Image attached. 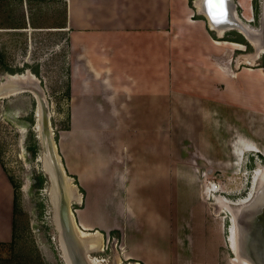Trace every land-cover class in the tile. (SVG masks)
I'll use <instances>...</instances> for the list:
<instances>
[{
    "label": "crops",
    "instance_id": "0c3cea01",
    "mask_svg": "<svg viewBox=\"0 0 264 264\" xmlns=\"http://www.w3.org/2000/svg\"><path fill=\"white\" fill-rule=\"evenodd\" d=\"M34 3L0 0V14L23 4L26 22L0 24V45L3 33H25L33 48L39 34L52 32L56 50L68 46V128L57 147L83 190L74 224L107 242L119 236L127 261L194 264L201 201L192 191L203 180L181 161L188 136L201 158L221 155L215 125L237 119L242 108L256 113L264 73L251 80L233 69L227 79L220 66L227 41L193 19L189 0H62L53 26L37 24ZM179 12L187 19L176 21ZM250 146L244 150L256 152ZM15 218L14 187L0 160V243L13 242Z\"/></svg>",
    "mask_w": 264,
    "mask_h": 264
},
{
    "label": "rangeland",
    "instance_id": "374dc122",
    "mask_svg": "<svg viewBox=\"0 0 264 264\" xmlns=\"http://www.w3.org/2000/svg\"><path fill=\"white\" fill-rule=\"evenodd\" d=\"M56 1L35 0L34 6L37 9L35 16L39 15L38 25L53 26L62 20V0L59 4L60 15L57 13ZM178 2L181 6L182 0ZM196 2L197 0H191L189 3L193 19H202L211 28L208 17L199 13ZM263 7L264 0L230 1L231 17L243 26L256 31L262 26ZM11 10L13 13L0 14V24L26 25L23 4ZM174 16L176 21L180 22L187 19V14L182 12ZM177 31L180 34L183 32L182 29H175V32ZM219 32L212 31V34L219 38L218 40L227 39L230 40L229 42H238V44L241 42L243 45L240 49L233 48L232 45L222 46L226 56L224 60H220V66L227 79L233 69L237 72L241 71L243 75H250L251 80L257 79L264 73V54L257 51L251 39L237 29H228L221 34ZM1 39L0 84L9 81V77L12 76L5 70L6 68L19 75L32 73L35 81L30 80L26 84L29 87L33 84L34 87L38 86L39 88L35 89L48 102L54 132L53 139L57 143L59 132L68 128L69 51L67 44L59 51L56 50L58 39L52 32L39 34L33 48L29 46L25 33H3ZM33 92L23 90L0 99V160L9 177L18 186L15 237L10 244L0 243V264H68L61 245L62 235L60 236L56 225L57 211L53 206L51 195L52 182L45 172L46 158L41 143V133L38 130L40 119L36 116L39 105ZM241 98L240 101L246 103L245 96L242 95ZM257 98L256 113L253 111L250 115L248 110L242 108L243 113L237 119H226L215 125V130L219 132V137L222 139L221 155L201 158L193 148L195 145L191 140L194 136L192 134L188 136L191 141L188 144L191 147L187 145V151H189L186 158L181 161L183 160V163L191 168L200 170L201 173H198V176L203 180L201 189L194 188L193 191L190 189L201 201L198 216L193 222L194 264H233L234 254L227 242L230 220L234 211L232 203L256 197V188L259 186L256 173L264 170V93L261 94L260 100V89L257 92ZM246 111H248L247 115H245ZM249 119H251V126L246 124L250 121ZM248 145H251L250 148H254L256 152L244 150V146ZM37 146L38 153L34 156L29 148L34 149ZM241 153L242 159L239 156ZM207 167H209V173L204 174ZM65 174L72 178L67 172ZM42 175L46 178V183L44 188H39L38 183ZM72 183L80 192L74 178ZM210 184L221 187L220 196L231 204L225 207L218 206L213 197L207 193L206 187ZM76 203L73 202L71 205L74 214L79 208ZM182 225V229L184 227L189 230L187 225L191 227V221L184 220ZM113 236L117 238L115 243L112 239L107 242L105 237L103 251L91 252L92 256L103 260L101 264L135 263L125 259L118 241L119 236L115 234Z\"/></svg>",
    "mask_w": 264,
    "mask_h": 264
},
{
    "label": "water",
    "instance_id": "95a60500",
    "mask_svg": "<svg viewBox=\"0 0 264 264\" xmlns=\"http://www.w3.org/2000/svg\"><path fill=\"white\" fill-rule=\"evenodd\" d=\"M231 0H206V9L208 14L211 16L212 20H209V23H213L215 26L220 25L222 27L229 19L228 6ZM233 18V17H232ZM237 27L244 31L246 35L258 46L256 49L259 51H264V7H263V16H262V26L260 30H251L243 26L239 21L236 20ZM19 74H14L11 77L15 78ZM24 86V88H19L16 91V94L20 91H35L33 92L38 100V112L41 111L42 117L40 121V133H41V143L44 150L45 158L50 162L53 167V173L58 177V183L61 187L60 194V205L59 212L61 217V226L60 235H63L64 240H66V245L68 250L73 258V264H90L88 261L87 249L83 245V239L78 235L77 230L70 221V212L69 208L73 204L71 196L67 195L64 190V185L67 183V175L61 163V158L58 153L57 143L53 139V128L51 124V119L48 111V102L46 99L38 92L33 85ZM4 98L3 95H0V99ZM40 139V137H39ZM60 162V163H59ZM59 164V165H58ZM61 166V167H59ZM61 168V169H60ZM46 174L53 184H56L53 181L51 176L52 171L46 168ZM56 181V180H55ZM260 194V193H259ZM258 194V195H259ZM258 198V196H256ZM249 198L247 200H239L233 204L235 209V216L237 225L241 228V233L238 231V234H242L241 244L238 247L237 255L239 253V258L244 261L247 260L251 264H264V208L257 209V198ZM72 216L74 213L72 211ZM75 221V220H74ZM75 226L80 232L83 231L79 225L75 222Z\"/></svg>",
    "mask_w": 264,
    "mask_h": 264
},
{
    "label": "bare ground",
    "instance_id": "6f19581e",
    "mask_svg": "<svg viewBox=\"0 0 264 264\" xmlns=\"http://www.w3.org/2000/svg\"><path fill=\"white\" fill-rule=\"evenodd\" d=\"M205 3H206V0H197L196 5H197V7L199 9V12L202 15L203 14H204V16L206 15L209 20H212L211 16L208 14V11L206 9ZM228 11H229V19H228V21L225 24H223L222 27L220 25H218V27H217V25L215 26L213 23H211L210 24L211 28L220 31L219 34L223 33V31H227L228 29H237L240 32H242L248 39H250L248 37V35H246L244 33L243 30H241L239 27H237L238 24H236V20L231 17L230 4L228 6ZM252 43L254 44V46L256 48L258 47L256 45V43H254L253 41H252ZM226 45H232L233 47H240V48L243 47V45H241V44H236V43L230 44V42H226ZM257 51H259V50H257ZM259 52H262V54H264V51H259ZM255 56H257V55H255ZM252 60H254V59H252ZM34 79H35L34 76L31 75V73H28V72L26 74H24V75H18L15 78L9 77V81H7V82H5L3 84H0V95H3V97H9L11 95H15L16 91L19 90L20 87L24 88V86H26V87L29 86L26 83L28 81H30V80H32V82H33ZM33 86H34V84H33ZM36 87H38V86H36ZM36 87H34V88H36ZM30 88H32V87H30ZM37 115L39 116V119H40L39 121H41V117H42L41 111H39V113ZM38 130L40 131L41 127ZM46 168L50 169L52 171L51 176L53 178V181L56 183V184H53L54 187L52 188L51 195H52V199H53V206H54V208H56V211H57V214H55L56 222H57L56 225H57V228L59 229V232H60L61 229H62L61 217H60V212H59L60 211L59 210V205H60L61 187H60V185L58 183V177H56L55 174L53 173L54 172L53 169H52L53 167L51 166L50 162L47 159H46V162H45V169ZM256 178L258 179L257 184H259V186L256 188V196H258V198L256 197L257 198V200H256L257 202L256 203H257V207L260 209L262 207L264 208V170L263 169L256 173ZM66 179H67L66 180L67 183L64 185L65 186L64 190H65L66 194L71 196V200H73V202L76 201V200H80V195L78 193V190H77L76 186L72 183V179H70L68 177ZM207 193H209L210 196L213 197L215 202H218V206H220V207H225V206H227V204H231L230 201H228L227 199L222 198V196H220V187L219 186H215V185L211 186L210 185L209 189H207ZM233 204H235V203H232V206H233ZM69 212H70V221L73 224V226L75 227L74 218L72 216L71 208H69ZM235 212L236 211L234 209V211L232 213V216L230 214V216H231V220H230L231 226H230V229L228 231V238H227V242L229 244V248L232 251V253L234 254V259H233L232 263L233 264H251L248 261H245V260L242 261L239 258V253H238V255L236 254L237 251H238V247L241 244V239H242L241 236H242V234H240L241 233V228H240L241 226L239 227V225H237V222H236V219H235L236 218ZM238 231L240 232L239 234H238ZM77 233L83 239L84 247L87 249V251H89L87 253L89 263L90 264H101L103 260H101L98 257L92 256L91 252L95 253V252H98V251H103V249L105 247L104 240H103V235L101 233H99V232L92 233V234L87 233V232H80V233L77 232ZM61 237H62L61 238V245H62L64 254H65V258H66L68 264H73V258H72L71 254H70V252L68 250V247L66 245V240H64L63 235ZM130 264H139V263H130Z\"/></svg>",
    "mask_w": 264,
    "mask_h": 264
},
{
    "label": "trees",
    "instance_id": "16d2710c",
    "mask_svg": "<svg viewBox=\"0 0 264 264\" xmlns=\"http://www.w3.org/2000/svg\"><path fill=\"white\" fill-rule=\"evenodd\" d=\"M191 1V0H190ZM212 34V33H211ZM212 36L215 38V39H217L213 34H212ZM223 41H230V40H227V39H223ZM238 43V42H237ZM240 44H242L241 42H239ZM5 70H7L9 73H11L10 75H14V72L13 71H11L10 69H8V68H6ZM69 97V96H68ZM57 141H58V137H57ZM32 152H33V155L34 156H36L37 155V153H38V146L37 147H35L34 149H32V147H30L29 148ZM72 178H75V177H73L72 176ZM10 180H11V183H12V185H13V187H14V192H15V214L17 213V197H16V193H17V191H18V186L13 182V180L10 178ZM45 183H46V178L42 175L41 177H40V179H39V183H38V187L39 188H44V185H45ZM75 183L78 185V187L80 188V191H81V193H83V190L81 189V187L79 186V183H78V181H77V179L75 180Z\"/></svg>",
    "mask_w": 264,
    "mask_h": 264
},
{
    "label": "built area",
    "instance_id": "2783aa9c",
    "mask_svg": "<svg viewBox=\"0 0 264 264\" xmlns=\"http://www.w3.org/2000/svg\"><path fill=\"white\" fill-rule=\"evenodd\" d=\"M210 185L212 186V184H210ZM210 185H209V186H210ZM209 186H207L206 189H209ZM215 186H217V185H215Z\"/></svg>",
    "mask_w": 264,
    "mask_h": 264
},
{
    "label": "flooded vegetation",
    "instance_id": "af4514ba",
    "mask_svg": "<svg viewBox=\"0 0 264 264\" xmlns=\"http://www.w3.org/2000/svg\"><path fill=\"white\" fill-rule=\"evenodd\" d=\"M257 209H259V208L257 207Z\"/></svg>",
    "mask_w": 264,
    "mask_h": 264
}]
</instances>
